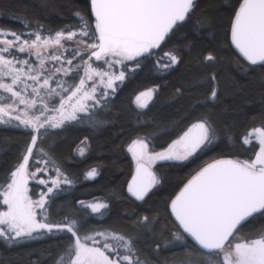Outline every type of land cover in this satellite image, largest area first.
<instances>
[{"label": "trees", "instance_id": "1", "mask_svg": "<svg viewBox=\"0 0 264 264\" xmlns=\"http://www.w3.org/2000/svg\"><path fill=\"white\" fill-rule=\"evenodd\" d=\"M240 2L195 0L193 11L152 50V56L122 64L125 80L115 84V92L110 90L105 98H100V105L78 113V121L41 129L29 163L49 161L50 168L59 169L71 181L62 183L47 200L46 223H59L68 216L77 221L81 239L100 231L130 236L136 255L147 264H187L189 259H199L195 254L199 247L173 220L168 202L204 163L217 157L240 161L252 158L255 144L245 143V134L252 126L264 127V63L251 65L229 38ZM81 19L90 25L87 30L92 37L95 22L88 0H0V27L21 37L33 38L36 31L41 35L61 30L78 32ZM85 39L97 43L94 38ZM208 54L216 57L215 62H204L203 57ZM168 55H177L179 63L161 75L157 61L167 63ZM84 56L81 54L76 60ZM137 62L140 68L129 72ZM74 72L78 78L81 69ZM213 73L214 85L206 79ZM212 87L217 89V97L206 101ZM149 90H153L150 95ZM145 91L148 96L140 103L146 107L141 108L136 98ZM204 118L211 124L212 143L186 160H157L153 165L156 182L144 200L130 196L126 192L134 164L130 143L143 140L150 150L159 151ZM30 133L32 129L19 122L0 123V189L23 162ZM92 170L97 174L89 177ZM80 201L106 204L107 208L101 209L102 214H94L90 208H82ZM144 216L149 218L146 225L140 223ZM263 235L264 215L254 214L238 226L231 238ZM33 236L38 238L14 243L0 238V264H54L59 255H64L65 261L69 259L68 244L74 241L71 234L42 229ZM157 244L161 245L159 249Z\"/></svg>", "mask_w": 264, "mask_h": 264}, {"label": "snow or ice", "instance_id": "2", "mask_svg": "<svg viewBox=\"0 0 264 264\" xmlns=\"http://www.w3.org/2000/svg\"><path fill=\"white\" fill-rule=\"evenodd\" d=\"M91 9L94 12V29L92 37H89L90 25L84 23L81 19L82 27L79 31H58L53 40L54 45L63 47L61 40L73 41L77 35L85 38H94L98 43L85 44L86 49H95L91 56L96 60L103 57H116L122 59L105 60L108 67L114 64H120L123 60H136L138 57L152 56V50L160 46L161 42L170 31L178 24L186 20L188 14L195 7V0H90ZM80 16V13H74ZM43 27V26H40ZM98 33V35H95ZM12 36L13 39L0 40V76L11 77V83L0 81V89L11 94V98L18 100L19 104L26 105L27 109L37 108L39 115L30 118L21 119L19 115L12 117L10 115L11 105L7 108L0 107V123L10 122L15 119L19 125L32 129L30 144L26 149L27 154L23 155V162L19 164L16 171L11 173V183L7 185V191L4 193L3 203L7 205V211L0 213V238L6 242H16L17 240L36 239L34 232L40 229L47 233H69L74 237L68 244L69 251L66 253L69 259L65 261L64 255H59L54 264H147L142 260L135 248V242L132 237L113 234L111 237H105L103 250L99 246L89 247L87 241H92L94 245L100 242L92 236H85L83 242L77 235L79 230L76 220L65 216L59 223H46L37 220V210L43 217L46 212L47 200L60 189L61 183L70 184L67 178L61 180L60 176L51 180V187H47L46 192L40 193V199L32 201L27 195V180L31 176L33 179L36 173H43L46 167L37 168L29 173L27 165L33 150L37 147V140L40 138L41 129L60 128L65 121H78L79 112H88L91 108L101 104V99L108 93H101V99H97L95 84L91 92L84 91L86 79L91 80L92 74L89 72L90 65L85 62V77L79 78V84H71L65 87L67 81H57V73L63 72L68 76L72 73L70 79L75 80L77 74L72 67L56 68L47 76L44 72V60H40L39 70H35L28 60H14L6 58L13 49L19 53L28 52L35 49L38 42L43 39L44 43L49 42V37L42 38L39 31L33 33L35 39L29 42L25 39L21 41V36L15 32L0 30V36ZM231 39L235 47L246 58L251 65L264 63V0H243L238 12L235 15L231 28ZM38 58L40 52L34 53ZM73 58L79 55V51L72 53ZM49 59L61 63L72 65V60L62 61L61 56L51 55ZM205 63L215 62L216 57L208 54L203 57ZM179 63L177 55H168V62L157 61V71L161 75L167 74ZM21 67L17 68L16 65ZM27 70L25 71V67ZM127 67V66H125ZM79 68V65H77ZM140 68L139 62L129 72H134ZM95 75L101 78L104 83V77H109L106 88L115 92L114 82L125 80V72L121 71L115 75L114 79L107 72H96ZM22 77L24 78L22 80ZM213 85L216 81V75L210 74L206 77ZM31 80L35 87L28 84ZM50 82L55 83L56 87H51ZM23 83L21 91H17L14 86ZM31 89L32 99L26 100L23 93ZM153 90H149V95ZM44 93L47 100L41 93ZM83 95L78 101V107H74L67 115L64 114V97L72 100L79 93ZM64 94L63 96L61 94ZM180 89H177V94ZM141 95H144L143 93ZM217 89L211 88L206 96V101H215ZM138 107H146L140 103V97L137 98ZM59 101V107L55 104ZM92 101L93 103H89ZM54 107L49 109L48 103ZM48 111H55L62 117L59 121L45 116ZM7 117V120L5 119ZM34 133V134H33ZM264 135V134H262ZM248 141H245L247 143ZM212 143L211 124L204 118L201 122L194 123L191 128L176 141L166 153H156L152 155L148 152V145L143 140L133 141L129 148L136 156L138 161V175L133 178L129 185V192L137 199L143 201L150 188L154 185L155 177L148 171L145 163L155 160H186L198 149L206 147ZM264 145V138L260 140ZM83 155V150H80ZM49 161L40 160L37 163L47 165ZM59 173V169H56ZM97 173L92 170L88 173L89 177H94ZM39 184L47 186L49 180L40 179ZM82 208H90L91 213L102 214L101 209H106V204H85L79 202ZM171 211L188 237L198 245L199 249L208 250L200 252L196 250L195 254L199 257L195 262L191 259L187 264H264V236L247 243H236L234 246L229 242V237H233L238 226L251 218L254 214L264 215V147H261L260 153L256 159L243 164L234 161H217L214 164L204 168L193 180L185 186L183 191L171 202ZM46 219V217H43ZM148 217L140 218V223L146 225ZM104 236L103 233L99 234ZM177 236V239H180ZM116 240L119 243L116 247L108 243L107 240ZM168 243H171L169 241ZM226 244L228 245L226 248ZM167 246V245H166ZM161 245L157 244L159 249ZM187 247V246H185ZM120 249L125 250L121 254ZM111 252L113 258H109L105 252ZM188 255H192L189 251Z\"/></svg>", "mask_w": 264, "mask_h": 264}, {"label": "rangeland", "instance_id": "3", "mask_svg": "<svg viewBox=\"0 0 264 264\" xmlns=\"http://www.w3.org/2000/svg\"><path fill=\"white\" fill-rule=\"evenodd\" d=\"M0 30H5L3 28L0 27ZM7 31V30H6ZM10 32V31H8ZM58 32V31H57ZM67 32V31H65ZM55 33L52 34H48V35H41L42 38L44 37H49V42L48 43H44L43 39L41 42H38L37 47L35 49H30L28 52L25 53H19L18 51H16V49H13L9 54H6V58L8 59H14V60H28L29 63L32 65L34 71H33V75L36 74L35 70H39V66H40V60L43 59L44 60V72L45 75L47 76L48 74H50L52 71H54L56 68H68V67H72L74 71H76L77 69V65H79V68L81 69V73H80V77H85V62H87L88 65H90L89 67V72L90 74H92L93 78L91 80H87L86 79V85H85V89L84 91L87 92H91L92 86L95 84L96 86V97L97 99L101 98V93L103 92H109L111 89H107L106 88V83L109 77H104V83H101V78L97 75H95L96 72H107L109 73V76L112 77L114 79L115 75H119V73L122 71V64H124V62L130 61V60H123L122 63L120 64H114L113 67L109 68L108 64L105 63V60H114V59H122V58H116V57H112V56H108V57H103L100 60H96L95 57H92V59H94L93 61L89 60V57L91 56L90 51L92 50L91 48L86 49L85 48V44H93V43H88L86 41V39L80 35H77L75 37V39L73 41H65V40H61V44L63 45V47L60 46H56L53 43L54 37H55ZM13 39L12 36H7V37H3L0 36V40L3 39ZM29 40V42L31 43L32 40L35 39V37L31 38V37H21V41L23 40ZM3 46V45H0ZM36 51L40 52V57L38 58L34 53ZM79 51V55L75 56V58H73L72 53ZM81 54H85L84 59H78L76 60ZM51 55H59L61 56V60L62 61H67V60H72V65H68L67 63H61V62H57V61H53L51 59H49V57ZM17 68H20L21 65L17 64L16 65ZM25 67V71L27 70V66ZM70 74L68 76L63 75V72L61 73H57L55 76V80L57 81H64L66 80L67 83L65 84V87H68L71 84H75L78 85L79 84V79L77 78L74 82H69L68 80L70 79ZM24 78L22 77V80ZM0 81H3L5 83H11V77H5V76H0ZM118 81L114 82V87L115 84ZM28 84L32 85L33 87H35V83L31 80L27 81ZM50 86L51 87H56L55 83L50 82ZM15 89L17 91H21L24 87L23 83L14 86ZM144 95H141V94ZM140 93L138 96L140 97V102H144L148 96V92H142ZM42 96H44V98L47 100L48 98L45 96V94L42 92L41 93ZM62 96L64 95L63 93L61 94ZM83 95V92L79 93L75 98H73L72 100L67 99V97H64V114L67 115L69 112H71L73 110L74 107H78V101L80 99V97ZM23 96L26 100L30 101L32 99L31 96V89L29 88L28 91L26 93H23ZM143 99V100H142ZM89 103H93L92 101H89ZM9 105H11V112L10 115L12 117H15L17 115H19L21 117V119H25V118H30L33 117L34 115H39V112L37 111V108L40 107L39 104H37V108H33V109H27V115L25 114V109H26V105L23 104H19L18 100H15L13 98H11V94L5 92L3 89H0V107H4L7 108ZM48 107L49 109H52L54 107V105L52 103H48ZM55 107H59V101H57V103L55 104ZM80 113V112H79ZM45 116H47L50 119H53L55 121H59L62 117L60 116V114L58 112L55 111H48L45 113ZM5 119L7 120V117H5ZM10 122L12 123H17L18 121L15 119H11ZM8 123V122H7ZM191 127V126H190ZM188 131V130H187ZM264 127L261 125L258 126H252L249 128V130L247 131V133L245 134L244 139L248 142H253L255 144V152L252 158L243 160V162H248L251 163L253 162L257 155L260 153L261 147H264V145H262L260 143V140L262 138H264ZM182 137V136H181ZM180 137V138H181ZM179 138V139H180ZM135 140H139V139H135ZM134 141V140H133ZM132 141V142H133ZM131 142V143H132ZM131 143L129 145V148L131 147ZM201 149H198L196 152H200ZM148 152L152 155H154L156 151L150 150L149 148L147 149ZM196 152L194 154H196ZM132 159H133V163L135 162L134 159V154L132 151H130ZM193 154V155H194ZM192 156V155H191ZM190 157V156H189ZM39 161V160H38ZM155 164V161L152 163V165ZM46 167V171H44L43 173L37 172L36 173V177L35 179H33L31 176L28 177L27 180V195L28 197L32 200V201H37L40 199V193L41 192H46L47 191V187H51V180L57 178V176H60V174H62L60 171L59 173H57L56 169L50 168L45 164L42 163H33L30 162L27 165V170L29 173L34 172L37 168H44ZM16 171V170H14ZM153 176L155 177V173L153 174ZM61 180H63L64 178H66L65 175L62 174V176H60ZM40 179H47L49 180V184L47 186L43 185V184H39L38 181ZM11 183V178L10 180L0 189V213L2 212H6L7 211V205H5L3 203V199H4V193L7 191V185ZM62 184V183H61ZM46 213V212H45ZM45 213L43 214V217H45ZM41 216V214L39 213V210H37V220L38 221H42V222H46V220ZM42 230V229H40ZM39 231V230H38ZM37 231V232H38ZM36 232L33 233V235ZM103 233L104 236H101L99 234ZM113 234L107 231H100V232H90L85 236H92L95 238V240L99 241V244L94 245L92 241H87L88 246L89 247H93V246H99L102 248L103 250V243L105 242V237H111ZM84 236V237H85ZM264 236V235H263ZM83 237V238H84ZM83 238L81 239L83 242ZM261 238V236L259 237H255L252 239H241L238 237H234V238H229V242L231 243V245H235L236 243H247L250 242L252 240L255 239H259ZM108 243L112 244L113 247H116L117 244L119 243L116 240H112V239H108L107 240ZM227 244H226V248H227ZM121 250V254H125L124 249H120ZM106 255L109 256V258H113V256H111L109 254L108 251L105 252ZM126 263V262H125Z\"/></svg>", "mask_w": 264, "mask_h": 264}, {"label": "water", "instance_id": "4", "mask_svg": "<svg viewBox=\"0 0 264 264\" xmlns=\"http://www.w3.org/2000/svg\"><path fill=\"white\" fill-rule=\"evenodd\" d=\"M88 2H89V7H90V11H91V14H92V16H93V18H94V12L92 11V9H91V2H90V0H88ZM242 2H243V0H241V2L239 3V5H238V7H237V9H236V11H235V14H234V16H233V19H232V22H231V26H230V33H229V38H230V41H231V44L235 47V44L232 42V39H231V28H232V24H233V22H234V18H235V15H236V13L238 12V10H239V8H240V6H241V4H242ZM94 22H95V19H94ZM96 35H98V33H96ZM97 43H98V41H97ZM235 49L239 52V50L235 47ZM95 49H92L91 51H90V54H91V52L92 51H94ZM240 53V52H239ZM241 54V53H240ZM242 55V54H241ZM243 56V55H242ZM244 57V56H243ZM143 100V99H142ZM198 122H201V121H197V122H195V123H198ZM191 128V127H190ZM178 140H180V139H176V140H174L173 142H171V143H169L165 148H163V149H161V150H159V151H157V152H155L154 153V155L156 154V153H166L167 151H168V149L170 148V147H172L173 146V144L176 142V141H178ZM134 141H137V140H134ZM133 144V142L131 143V145ZM135 158H136V156H135ZM157 161V160H156ZM217 161H234V162H237V163H241V164H243L244 162L243 161H240V160H237V159H235V158H232V157H217V158H214V159H212V160H210V161H208V162H206V163H204L202 166H200L195 172H193L185 181H184V183L178 188V190L172 195V197L170 198V200H169V202H168V210H169V212H170V215H171V217L173 218V220L176 222V224L179 226V228L184 232V230H183V226L182 225H180V223H179V221L176 219V217H175V214L171 211V208H170V205H171V202L173 201V200H175L176 199V197L178 196V195H180V193L183 191V189L185 188V186L189 183V181H191V180H193V178L194 177H196L204 168H206L208 165H210V164H214V163H216ZM143 163H145V165H146V167H147V169H148V171L149 172H151V174L153 175L154 174V169H153V167L149 164V163H147L146 161L145 162H143ZM137 169H138V161L136 160L135 162H134V164H133V168H132V171H131V174H130V176H129V178H128V180H127V183H126V192L130 195V196H132V197H134L133 195H132V193L131 192H129V185L130 184H132V182H133V178L134 177H136L137 175H138V173H137ZM243 223V222H242ZM185 233V232H184ZM185 235L188 237V234L187 233H185ZM190 240H191V238L190 237H188ZM230 238V237H229ZM192 241V240H191ZM193 242V241H192ZM194 243V242H193ZM198 246V245H197ZM199 247V246H198ZM202 250H204V249H202ZM204 251H208V250H204Z\"/></svg>", "mask_w": 264, "mask_h": 264}, {"label": "flooded vegetation", "instance_id": "5", "mask_svg": "<svg viewBox=\"0 0 264 264\" xmlns=\"http://www.w3.org/2000/svg\"><path fill=\"white\" fill-rule=\"evenodd\" d=\"M134 156H135V155H134ZM134 159H135V161L137 160V158H135V157H134ZM155 162H156V160H155ZM147 163H148V162H147ZM152 163H153V162H151V163H149V164L153 167Z\"/></svg>", "mask_w": 264, "mask_h": 264}]
</instances>
